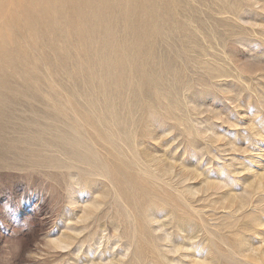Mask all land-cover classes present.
<instances>
[{
	"label": "rangeland",
	"instance_id": "1",
	"mask_svg": "<svg viewBox=\"0 0 264 264\" xmlns=\"http://www.w3.org/2000/svg\"><path fill=\"white\" fill-rule=\"evenodd\" d=\"M159 3L0 0V264H264V0Z\"/></svg>",
	"mask_w": 264,
	"mask_h": 264
},
{
	"label": "bare ground",
	"instance_id": "2",
	"mask_svg": "<svg viewBox=\"0 0 264 264\" xmlns=\"http://www.w3.org/2000/svg\"><path fill=\"white\" fill-rule=\"evenodd\" d=\"M160 1L161 0H33L34 6H36V7L28 9L26 11L25 27L28 24L31 25L30 24V18H38L39 16H40V22L41 23L43 22L44 25L50 26L52 24V20L56 14H62L64 12V10L68 9L70 11L71 15H68L67 20H68L70 26L73 27L76 32L80 33L84 29L83 26H85V25L87 26L88 24L94 25V23L95 24L101 23V25H105L106 24V19L104 18L105 10L115 9V11H113V13H115V14L120 13L125 18L121 22L124 25L123 27L126 26L127 27L126 30L130 33H136L135 31L145 29L149 25L153 26V21L151 20V19H153V14L155 12L153 10V8L156 5H158V3ZM131 17H135V19L137 20V22H136L137 26L135 24L133 25V23L130 22L129 19ZM141 21H142V24L140 23ZM117 25H119V24L117 23ZM3 58H5L6 61L3 63V65L0 66V74H2V72H4V68L9 67V63L11 62V60H13V55L7 54L6 52H3Z\"/></svg>",
	"mask_w": 264,
	"mask_h": 264
},
{
	"label": "water",
	"instance_id": "3",
	"mask_svg": "<svg viewBox=\"0 0 264 264\" xmlns=\"http://www.w3.org/2000/svg\"><path fill=\"white\" fill-rule=\"evenodd\" d=\"M44 143H46V142H44Z\"/></svg>",
	"mask_w": 264,
	"mask_h": 264
}]
</instances>
